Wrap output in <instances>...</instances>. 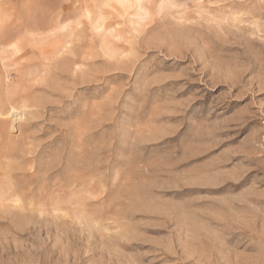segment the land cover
<instances>
[{"label":"rangeland","instance_id":"374dc122","mask_svg":"<svg viewBox=\"0 0 264 264\" xmlns=\"http://www.w3.org/2000/svg\"><path fill=\"white\" fill-rule=\"evenodd\" d=\"M0 264H264V0H0Z\"/></svg>","mask_w":264,"mask_h":264},{"label":"bare ground","instance_id":"6f19581e","mask_svg":"<svg viewBox=\"0 0 264 264\" xmlns=\"http://www.w3.org/2000/svg\"><path fill=\"white\" fill-rule=\"evenodd\" d=\"M13 103V102H12ZM10 105V104H9ZM14 105H16V104H14ZM14 105H10L9 106V111H11L10 113H11V115L17 110V108L14 106ZM23 110V109H22ZM9 114V113H8ZM20 114V113H19ZM12 116H14V114L12 115ZM15 117V116H14Z\"/></svg>","mask_w":264,"mask_h":264}]
</instances>
